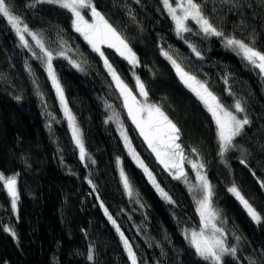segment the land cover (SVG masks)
Instances as JSON below:
<instances>
[{"label": "trees", "instance_id": "obj_1", "mask_svg": "<svg viewBox=\"0 0 264 264\" xmlns=\"http://www.w3.org/2000/svg\"><path fill=\"white\" fill-rule=\"evenodd\" d=\"M196 2L222 36L206 35L192 22L191 31L178 35L161 0H93L139 60L134 69L106 49L112 66L134 93L135 77L140 78L149 102L161 106L180 129L186 160L203 163L213 186L216 224L237 249L235 256L224 257L225 264H264V75L226 45L227 38H235L264 51V0ZM10 4L53 53V68L90 159H79L44 52L27 33L31 50L24 47L15 29L0 17V172L18 174L20 196L14 210L0 187V264H131L121 232L138 264H211L184 237L186 229L202 228L195 198L148 149L101 56L75 32L72 14L35 0ZM164 52L206 84L229 111H235L237 101L245 109L241 117L250 123L223 156L213 117ZM121 124L131 148L174 203L160 195L133 159ZM119 161L133 187L131 197ZM233 185L261 214V223L228 191Z\"/></svg>", "mask_w": 264, "mask_h": 264}, {"label": "snow or ice", "instance_id": "obj_2", "mask_svg": "<svg viewBox=\"0 0 264 264\" xmlns=\"http://www.w3.org/2000/svg\"><path fill=\"white\" fill-rule=\"evenodd\" d=\"M35 3L56 5L72 14V26L74 30L80 33L84 40L92 47L93 51L103 58L105 68L111 75L116 88L123 98V106L127 110L128 117L139 130L140 135L144 138L148 147L155 153L159 163L173 175L174 179H183L185 184H188L187 173L184 169L186 157L184 155L183 146L180 143V129L169 119L161 106L149 102L146 86L138 76L135 77V87L138 89V92L133 93L132 89L121 79L115 68L109 63L104 52L101 50V45L106 44L108 48L115 49L116 52L133 67L139 64V60L126 40L108 23L104 15L97 10L93 0H35ZM163 4L171 15V18L175 21L178 35L183 32L191 31L186 25V21L189 19L195 21L206 35H223L222 32L218 31L216 27L205 18L201 5L197 3L196 0H175V7L170 0H163ZM84 9H88L91 12V22L85 19V16L82 14ZM178 9L182 12V15L177 14ZM0 17L6 18L7 23L15 29L24 47L31 50L28 40L25 37V33H27L36 41V45L44 52L47 73L55 88L59 101L63 106L64 115L67 117L72 138L79 149V159L81 161L90 159L85 148L83 133L76 123L75 116L68 108L64 90L53 68V53L45 48L43 42L38 38L37 33L31 32L27 24L23 23L21 17L15 14L11 7L10 0H0ZM21 25H23V27H21ZM226 45L234 50H238V54H241L244 60L254 68L259 69L261 73H264V51L257 50L249 43L235 38H227ZM192 50L196 52L197 56L200 55L195 48ZM33 55H35V53H33ZM58 55L67 58L64 52H60ZM163 55L174 65L180 80L195 93L214 118L219 140V155L223 156L230 148L234 147V139L241 135L244 127L248 125L250 121L246 116L244 118H238L236 114L229 111L220 103L219 98L208 89L206 84L198 81L196 77L192 76L190 73L185 72L167 52H164ZM71 63L77 69L82 70L80 69V65L75 61H71ZM137 96L142 99H138ZM109 107H111V105H109ZM234 107L237 112L242 113L245 111L239 101L235 103ZM112 119L113 117L110 116L109 120ZM120 127L121 136L124 138L125 144L129 146L133 159L136 160L137 164L147 174L149 180L160 195L169 203H174L171 196L160 187L151 171L144 165L143 161L140 160L134 149L131 148L130 141L123 130L122 124ZM192 151L195 152L196 149H192ZM92 163H95V161L93 160ZM189 163H191V168L195 170L196 179L199 182L198 185L195 186L189 185V192H194L195 189L198 188L202 193L201 198L197 199L195 202L203 227L199 231L192 230L190 236L185 232V237L189 239L190 245L195 249L196 254L200 258L205 261H211V264H225L224 257L226 255L235 256L237 249L227 243L224 229L218 227L216 224V220L219 216L212 207V197L214 195L213 186L208 180L206 172L203 171V163L198 164L194 161H189ZM241 163H244V161H241ZM17 176L18 174L5 176L3 172H0V187H3L11 198V207L14 210L17 209V204L20 199L17 187ZM120 176L128 196H133V187L123 169L120 171ZM88 182L89 184L92 183L91 180ZM261 186L264 187V183H262ZM93 187L95 186L93 185ZM228 191L235 196L253 221L258 224L262 222L261 214L241 194L240 190L235 185L230 187ZM101 206L103 207V204ZM104 211L105 214L108 215L107 208H105ZM108 219L111 220L114 225L116 224V221L112 219L111 215H108ZM208 229H211V235L206 234V230ZM4 231L10 232L12 236L16 235L10 228H5ZM117 231H120L118 225ZM120 235L127 249L128 256L131 259V264H138L136 254L132 250L127 238L124 237L122 232ZM236 239L239 240V237H236ZM87 258L92 260L93 256L89 254ZM251 264H255V261H251Z\"/></svg>", "mask_w": 264, "mask_h": 264}, {"label": "rangeland", "instance_id": "obj_3", "mask_svg": "<svg viewBox=\"0 0 264 264\" xmlns=\"http://www.w3.org/2000/svg\"><path fill=\"white\" fill-rule=\"evenodd\" d=\"M162 1V3H163V0H161ZM170 2H172L173 3V6L175 7L176 6V4H175V0H170ZM163 6H164V4H163ZM164 9H165V11L169 14V12H168V10L164 7ZM84 16H85V19H88L89 20V22H91V12L88 10V9H84L83 10V13H82ZM177 14L178 15H182V12L178 9L177 10ZM169 16L171 17V15L169 14ZM105 17V16H104ZM105 19L108 21V19L105 17ZM175 22V21H174ZM190 22H192V23H194V24H196L195 23V21H193V20H191V19H189L188 21H186V25L189 27V23ZM108 23L110 24V22L108 21ZM197 25V24H196ZM198 26V28L200 29V26L199 25H197ZM190 28V27H189ZM76 32V31H75ZM77 33V32H76ZM186 32H183V33H180V35H184ZM77 34H79L82 38H83V36L80 34V33H77ZM84 39V38H83ZM87 42V41H86ZM91 47V46H90ZM91 49H92V47H91ZM106 49H110V50H113L115 53H117L116 52V50L115 49H113V48H108L107 47V45L106 44H104V45H101V50L104 52V55H105V57L108 59V56H107V53H106ZM93 50V49H92ZM235 51H237L238 52V50H235ZM118 54V53H117ZM119 55V54H118ZM120 56V55H119ZM240 56H242L241 54H240ZM121 57V56H120ZM102 58V57H101ZM121 58H123V57H121ZM124 59V58H123ZM102 60H103V58H102ZM108 61H109V59H108ZM127 61V60H126ZM128 62V61H127ZM109 63H110V61H109ZM111 64V63H110ZM112 65V64H111ZM131 65V64H130ZM139 65V64H138ZM138 65L137 66H135V67H133L132 65V67L135 69L136 67H138ZM114 68V67H113ZM109 73V72H108ZM118 73V72H117ZM263 75H264V73H263ZM109 76H110V78H111V81H112V83H113V85H114V87H115V89L118 91V89L116 88V86H115V82L113 81V79H112V77H111V75L109 74ZM122 79V78H121ZM123 80V79H122ZM184 84V83H183ZM185 85V84H184ZM186 86V85H185ZM187 87V86H186ZM130 88V87H129ZM188 88V87H187ZM189 89V88H188ZM190 90V89H189ZM133 91V90H132ZM191 91V90H190ZM119 92V91H118ZM192 92V91H191ZM134 93V92H133ZM193 93V92H192ZM120 94V93H119ZM195 94V93H194ZM121 96V95H120ZM122 97V96H121ZM137 98L138 99H142L141 97H139V96H137ZM122 100H123V98H122ZM126 109V108H125ZM127 111V110H126ZM233 113L234 114H236L237 116H238V118H242L241 117V114L243 113H240V112H237L236 111V109H235V111H233ZM214 119V118H213ZM131 120V119H130ZM134 125V124H133ZM135 126V125H134ZM136 128V127H135ZM136 130H137V132L139 133V130L136 128ZM139 135H140V133H139ZM141 136V135H140ZM141 138L144 140V138L141 136ZM144 142H145V140H144ZM146 143V142H145ZM146 145H147V143H146ZM147 147H148V145H147ZM148 149L152 152V150L148 147ZM153 153V152H152ZM154 154V156L156 157V155H155V153H153ZM156 159H157V157H156ZM157 161H158V159H157ZM190 161H194V162H196V163H200V161L199 160H190ZM159 162V161H158ZM160 164V163H159ZM119 165H120V171H121V169H122V165H121V161H119ZM161 165V164H160ZM163 168H164V166L163 165H161ZM165 169V168H164ZM184 169H185V171H186V173H187V179H188V184H185V182H184V180L183 179H180L181 181H183V183L187 186V188L189 189V185H193V186H195V185H198V181H197V179H196V175H195V170H193L192 168H191V163H189V161L188 160H185V162H184ZM166 170V169H165ZM168 173H169V171L168 170H166ZM203 171H205L204 169H203ZM190 172H192V175L190 174ZM172 175V174H171ZM173 176V175H172ZM130 182V181H129ZM191 194L193 195V197L195 198V200H197V199H200L201 198V196H202V193L200 192V190L198 189V188H196L195 189V191L194 192H191ZM232 194V193H231ZM235 197V196H234ZM212 207L215 209V207H214V205H213V203H212ZM216 210V209H215ZM246 211V210H245ZM247 212V211H246ZM217 221V220H216ZM192 230H195V229H186L185 231H184V237H185V232H187L188 234H189V236H190V234H191V231ZM196 231H199V230H196ZM206 234L207 235H211V229H208V230H206ZM186 238V237H185ZM186 240L189 242V239H187L186 238ZM190 243V242H189ZM211 262V261H210Z\"/></svg>", "mask_w": 264, "mask_h": 264}, {"label": "water", "instance_id": "obj_4", "mask_svg": "<svg viewBox=\"0 0 264 264\" xmlns=\"http://www.w3.org/2000/svg\"><path fill=\"white\" fill-rule=\"evenodd\" d=\"M203 227V225H201Z\"/></svg>", "mask_w": 264, "mask_h": 264}]
</instances>
